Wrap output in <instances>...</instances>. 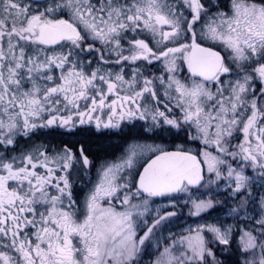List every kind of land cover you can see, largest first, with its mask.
Listing matches in <instances>:
<instances>
[{"label": "snow or ice", "instance_id": "6c2138e0", "mask_svg": "<svg viewBox=\"0 0 264 264\" xmlns=\"http://www.w3.org/2000/svg\"><path fill=\"white\" fill-rule=\"evenodd\" d=\"M0 264H264V0H0Z\"/></svg>", "mask_w": 264, "mask_h": 264}]
</instances>
